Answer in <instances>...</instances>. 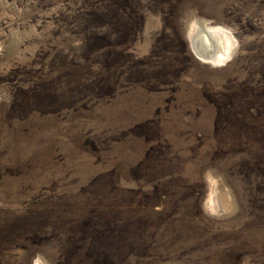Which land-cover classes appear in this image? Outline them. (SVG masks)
I'll list each match as a JSON object with an SVG mask.
<instances>
[{
	"label": "rangeland",
	"instance_id": "obj_1",
	"mask_svg": "<svg viewBox=\"0 0 264 264\" xmlns=\"http://www.w3.org/2000/svg\"><path fill=\"white\" fill-rule=\"evenodd\" d=\"M37 262L264 264V0H0V264Z\"/></svg>",
	"mask_w": 264,
	"mask_h": 264
},
{
	"label": "bare ground",
	"instance_id": "obj_2",
	"mask_svg": "<svg viewBox=\"0 0 264 264\" xmlns=\"http://www.w3.org/2000/svg\"><path fill=\"white\" fill-rule=\"evenodd\" d=\"M190 39L192 49L196 55L206 61L214 62L225 56V37L222 31L218 29H213L203 22H195L190 31ZM209 204L216 211L223 210V205L218 195H215L213 198L211 196ZM36 264L39 263L37 262Z\"/></svg>",
	"mask_w": 264,
	"mask_h": 264
}]
</instances>
